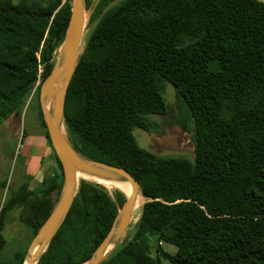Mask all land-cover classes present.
<instances>
[{
    "label": "trees",
    "instance_id": "16d2710c",
    "mask_svg": "<svg viewBox=\"0 0 264 264\" xmlns=\"http://www.w3.org/2000/svg\"><path fill=\"white\" fill-rule=\"evenodd\" d=\"M99 0L97 20L68 86L65 124L76 150L125 168L146 198L133 235L100 264H264V0ZM87 9L92 0H85ZM71 7L63 0H0V122L20 115L62 45ZM186 101L194 159L160 156L134 128L173 121L164 88ZM41 122L46 129L40 109ZM61 173L44 180L22 221L35 235L55 206ZM25 192L26 186L24 187ZM31 194V193H30ZM0 210V250L7 243ZM126 201L82 180L70 211L37 264H82ZM130 227V226H129ZM177 245L175 254L161 243ZM25 254L14 262L23 264Z\"/></svg>",
    "mask_w": 264,
    "mask_h": 264
},
{
    "label": "water",
    "instance_id": "95a60500",
    "mask_svg": "<svg viewBox=\"0 0 264 264\" xmlns=\"http://www.w3.org/2000/svg\"><path fill=\"white\" fill-rule=\"evenodd\" d=\"M86 8L85 0H73L64 39L66 52L64 62L61 65L57 64L41 85L42 114L48 135L62 165L64 181L60 198L34 235L28 256L23 264L38 263L41 255L66 219L80 186L76 170L100 178L128 182L132 187L129 193L121 190L126 196V201L120 208L113 227L101 241L93 256L82 264H100L110 251L123 240L131 224L137 197L141 194L140 184L125 168L84 157L64 134V130H66L64 115L66 93L82 53L80 48L84 36ZM53 99L55 104L50 112L49 104Z\"/></svg>",
    "mask_w": 264,
    "mask_h": 264
},
{
    "label": "rangeland",
    "instance_id": "374dc122",
    "mask_svg": "<svg viewBox=\"0 0 264 264\" xmlns=\"http://www.w3.org/2000/svg\"><path fill=\"white\" fill-rule=\"evenodd\" d=\"M99 0H92V7L90 9L86 8L85 11V27H84V36L82 40V45L80 51L83 50L84 44L86 43L87 38L90 35V32L94 28L97 20L91 22L92 11ZM120 0H115L112 3L118 2ZM73 0H63V4H68L72 7ZM65 46L64 42L56 50L53 59L51 61V70L58 64L61 55H65ZM45 69L41 66L39 71L37 84L33 89V93L27 101V105L20 115L10 116L4 121L0 122V185L4 186L3 182L10 180L13 177H18L21 175V164L24 161L23 149L25 143L29 142L31 136L36 134L40 128V90L41 85L46 79L43 77ZM164 98L168 105H170V115L173 117V121L169 122L163 117L154 116L158 122L161 123L162 127L160 128V135L156 131H147L140 127L134 128V135L139 143L144 148H147L154 153L160 156H171V157H184L187 159H192L194 157V144L191 139V133L187 131V127L192 122V117L190 114L189 107L184 100V98L177 92L176 87L171 83L167 82L163 91ZM33 101L31 104L28 102ZM42 111V109H41ZM41 119V118H40ZM43 125V124H42ZM66 126V124H65ZM70 142L72 143V136L70 135L67 126L66 134ZM194 159V158H193ZM192 159V160H193ZM58 172L61 173L60 166L58 164ZM63 177V172H62ZM89 180L91 182L97 183L105 187L111 195H115L118 190V187L106 186L101 182H96L91 179H82ZM81 180V181H82ZM64 181V177H63ZM80 181V183H81ZM1 188V187H0ZM63 188V182L62 187ZM79 191V190H78ZM61 192L54 193L55 204L60 198ZM0 199H1V190H0ZM146 198L139 194L136 200V208L132 215V220L130 227L126 231L123 240L130 239L133 235V230L135 222H137L141 216L142 206L145 203ZM4 200L2 204H4ZM3 206V205H2ZM8 210V209H7ZM6 210V211H7ZM5 211V212H6ZM25 231V229H24ZM7 238V243L0 250V261L4 262H14L17 254H25V259L28 256V250L32 239L34 237L33 230L30 229V233H23L9 231L7 234H4ZM151 243V253L154 256L160 257L163 264H169L168 259L157 252V241L155 237H150ZM162 250L170 254H175L177 251V245L164 241L161 243Z\"/></svg>",
    "mask_w": 264,
    "mask_h": 264
},
{
    "label": "crops",
    "instance_id": "0c3cea01",
    "mask_svg": "<svg viewBox=\"0 0 264 264\" xmlns=\"http://www.w3.org/2000/svg\"><path fill=\"white\" fill-rule=\"evenodd\" d=\"M32 102L33 101L31 100L28 104H31ZM20 115L12 116L20 117ZM39 121L40 128L36 134L31 136L29 142L24 145L23 156L25 158L24 161H22L20 168L21 175L13 177L8 184L7 180H5L3 182L4 186L0 185V210L2 205H4L2 204V201L4 200V202H7L12 196H14V194H17V199L19 198V195L22 194H24L23 196L25 197L21 203L9 208L4 213L5 223L2 230L3 235L7 234L10 230L20 232L21 234L24 232L30 233L31 228L22 221L21 217L27 210V202L29 199H33L34 196L41 195L44 187V180L47 177L59 173L55 150L50 138H48L46 134V129L42 125L40 116ZM25 186L27 190L26 192L24 190Z\"/></svg>",
    "mask_w": 264,
    "mask_h": 264
},
{
    "label": "bare ground",
    "instance_id": "6f19581e",
    "mask_svg": "<svg viewBox=\"0 0 264 264\" xmlns=\"http://www.w3.org/2000/svg\"><path fill=\"white\" fill-rule=\"evenodd\" d=\"M85 25H86V23H85ZM65 55H66V53H65ZM65 55L64 56L61 55V58L59 59L58 65H61L64 62ZM54 104H55V100L53 99L50 102V104H49L50 112H52ZM64 134H66V130H64ZM76 176L78 178V181H81L82 179H86L87 178V179H91V180L96 181V182H101V183H103L106 186L118 187L120 190H122L124 192H128V193H129V191L132 188L131 185L128 182L124 183V182H120V181H116V180L100 178V177L94 176V175H92L90 173H87V172H84V171H81V170H76ZM35 264H36V262H35Z\"/></svg>",
    "mask_w": 264,
    "mask_h": 264
},
{
    "label": "built area",
    "instance_id": "2783aa9c",
    "mask_svg": "<svg viewBox=\"0 0 264 264\" xmlns=\"http://www.w3.org/2000/svg\"><path fill=\"white\" fill-rule=\"evenodd\" d=\"M41 70V69H40ZM37 82H39V81H37ZM37 82H36V84H37ZM38 85V84H37Z\"/></svg>",
    "mask_w": 264,
    "mask_h": 264
}]
</instances>
